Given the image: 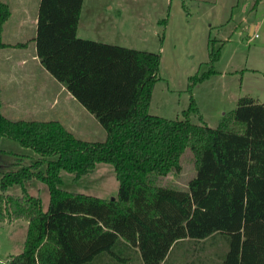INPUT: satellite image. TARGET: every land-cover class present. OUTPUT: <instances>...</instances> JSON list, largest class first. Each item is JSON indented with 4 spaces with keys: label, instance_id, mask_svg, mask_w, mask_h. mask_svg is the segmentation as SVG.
<instances>
[{
    "label": "trees",
    "instance_id": "16d2710c",
    "mask_svg": "<svg viewBox=\"0 0 264 264\" xmlns=\"http://www.w3.org/2000/svg\"><path fill=\"white\" fill-rule=\"evenodd\" d=\"M82 2L40 0L32 39L44 69L106 135L82 139L58 119L0 110V224L27 221L22 250L5 264H130L137 253L143 264H161L184 239L216 236L227 248L214 264H264V103L240 95L215 127L192 95L181 117L151 113L161 54L78 36ZM9 16L0 0V48L26 45L2 40ZM224 42L209 38V66L188 77L186 91L218 72ZM186 148L195 175L185 189L152 181L179 172ZM99 162L113 166L116 196L61 188V170L78 179ZM36 180L47 186L46 209L28 193ZM12 185L21 195L7 192ZM188 264H203L202 256Z\"/></svg>",
    "mask_w": 264,
    "mask_h": 264
},
{
    "label": "rangeland",
    "instance_id": "374dc122",
    "mask_svg": "<svg viewBox=\"0 0 264 264\" xmlns=\"http://www.w3.org/2000/svg\"><path fill=\"white\" fill-rule=\"evenodd\" d=\"M33 1L28 0L31 10L34 8ZM80 14L77 30L80 37L161 54L159 79L154 84L149 108L151 113L171 118L182 116V110L189 102H186L188 77L207 70L209 66V38L216 39L217 43L225 40L214 68L217 71L234 69L236 72L222 76L214 73L199 85L197 93L200 101L209 103L204 110L205 122L212 127L217 126L222 113L216 116V109L234 107L230 106L225 96H232L241 81L240 89L245 94L262 93L264 96V21H260L264 15V2L258 5L255 0H84ZM252 18L257 36L249 35L247 31V23ZM10 20L4 24L6 30L14 17ZM29 33L30 25L20 32L16 29L10 32L9 28L3 38L28 43ZM27 46V50H16L20 53L30 52L31 44ZM22 68L29 69V66ZM43 70L51 80L57 81L46 69ZM39 80L42 88L46 86L48 91L40 89L35 80L19 73L10 82L11 87L6 91L5 98H0L1 112L10 119H58L79 138H105L103 127L74 97L69 95L65 104L51 105L53 87L47 80ZM40 98L46 101L47 110H42L44 106L37 104ZM193 121H197V118H193ZM7 142H2L6 148L9 143L14 146L13 141ZM180 164L179 172L153 176L152 181L185 189L195 175L189 148L181 155ZM60 175L61 188L67 191L101 198H111L117 194L118 180L109 163H97L92 171L78 179H74V173L64 170H61ZM27 190L29 194L39 197L42 208L46 209L49 200L46 184L36 180L27 186ZM7 192L21 195V187L12 185ZM23 220L16 221L14 226L9 225L11 221L7 220L0 224V264H5L11 254L22 250L27 229V226H22ZM211 238L184 239L182 242L185 246L180 247L181 242L177 243L174 251L161 264H188L199 255L202 256L203 264H214L219 255L226 251L227 243L219 236L213 240ZM193 250H196V256ZM130 264H143L139 253Z\"/></svg>",
    "mask_w": 264,
    "mask_h": 264
},
{
    "label": "crops",
    "instance_id": "0c3cea01",
    "mask_svg": "<svg viewBox=\"0 0 264 264\" xmlns=\"http://www.w3.org/2000/svg\"><path fill=\"white\" fill-rule=\"evenodd\" d=\"M4 1L10 7V16L5 21V23H7L8 21H11L10 19H12V17H14V20L9 27L10 32H14V29H16L17 31L20 32L23 30V28L25 26L30 25V33H29V39H28L29 41H28V43H26V45H24V46H6V47L0 48V98L1 97L5 98V96L7 95L6 91L11 87L10 82L13 81L17 76H19V73H21L22 75L26 76L27 79L35 80L36 83H38L40 89H42L44 91H48V88L46 86H45V89H44V87L42 88V85L40 84L39 79H41L42 82L44 81V79L47 80L50 84V87H53V90H54L53 94H51V97H53V99L50 102V104L54 105V106H56L58 103L65 104V101L69 100V95L72 96L71 93L68 92V90L65 88V86L62 83H60L58 81L54 82L53 80H51V78H49L50 76H47L45 74V72H44L45 70H43L44 68L41 65L40 60L36 55L35 43L32 39V37L35 33V29H36L37 8H38V3L40 0H34L33 1L34 8H32V10L28 8V0H4ZM262 2H264V0H257L255 3L260 5ZM82 6H83V2H82ZM81 9H82V7H81ZM80 13H81V11H80ZM81 15L82 14H80V17H81ZM260 21L263 23L264 15L260 17ZM10 23L11 22H9V24ZM79 23H80V18H79ZM79 23H78V27H79ZM5 27L6 26L3 25L2 40L8 44H14L16 42H20L17 40L9 41V40H6L5 38H3V34H5L6 31L9 32V28H8V30H6ZM78 27H77V30H78ZM255 30H256V24H255L254 18L249 19V22L247 23L248 34L253 35L255 33ZM28 44H31L30 52L20 53L18 50H16L17 48L27 50ZM26 65L29 66V69L28 68H25V69L22 68V67H25ZM235 72H236V70L230 69V70L218 71V73H216V74H218L219 76H222L224 74L233 75ZM262 74H264V72H262ZM205 80H207V79H205ZM242 80H243V77H242ZM202 82H204V81H202ZM201 83L194 86L191 93L186 91V93H187L186 94L187 95L186 96V99H187L186 102L189 101V97H190V95H192L198 104L200 115L204 119V112H205L204 110L206 107H208L206 105L209 103H208V101H205V100L200 101V99L198 97L197 89ZM241 86H242V81L240 84H238V90L232 96H229V95L225 96L226 98L229 99V102L231 104L230 106H235L237 98L240 95L245 94L244 91H241V89H240ZM41 96L43 97V94H41ZM252 96L264 103V96L262 93H255L254 95L252 94ZM57 98H58V100H57ZM6 100H7V97H6ZM45 103H46V101H43L42 98H40V101L37 102V104L44 106V107L40 106L42 110H47L45 107ZM231 108H233V107H230V109ZM226 110H229V109H225V110L216 109L215 114H216V116H218L219 113L223 114L224 112H226ZM218 118L220 119V117H218ZM18 220H20V219H15V220L8 222V223H9V225L14 226L15 225L14 223ZM23 221L24 222H23L22 226L23 227H24V225L27 226V221H25V220H23ZM3 223H5V222H3ZM3 223H1V224H3ZM13 226H12V228H13ZM183 242H181L180 247H182L184 245ZM174 249H175V247L172 248V252L174 251ZM193 251L195 253L196 250H193ZM193 255L196 256V253Z\"/></svg>",
    "mask_w": 264,
    "mask_h": 264
},
{
    "label": "built area",
    "instance_id": "2783aa9c",
    "mask_svg": "<svg viewBox=\"0 0 264 264\" xmlns=\"http://www.w3.org/2000/svg\"><path fill=\"white\" fill-rule=\"evenodd\" d=\"M254 35H255V36H257V34H256V33H254Z\"/></svg>",
    "mask_w": 264,
    "mask_h": 264
}]
</instances>
